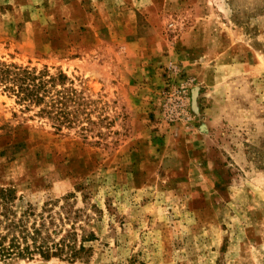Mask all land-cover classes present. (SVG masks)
Listing matches in <instances>:
<instances>
[{
  "label": "rangeland",
  "instance_id": "obj_1",
  "mask_svg": "<svg viewBox=\"0 0 264 264\" xmlns=\"http://www.w3.org/2000/svg\"><path fill=\"white\" fill-rule=\"evenodd\" d=\"M0 59L63 70L98 122L0 90V186L73 195L96 235L0 264H264V0H0Z\"/></svg>",
  "mask_w": 264,
  "mask_h": 264
},
{
  "label": "trees",
  "instance_id": "obj_2",
  "mask_svg": "<svg viewBox=\"0 0 264 264\" xmlns=\"http://www.w3.org/2000/svg\"><path fill=\"white\" fill-rule=\"evenodd\" d=\"M0 90L13 98L23 113L46 120L56 131L77 126L87 138L86 132L98 124L93 119L90 100L61 69L51 71L47 65L0 59ZM259 155L263 160L264 147ZM72 196L48 201L38 208L24 200L14 187L0 186V260L36 255L78 259L89 255L92 247L86 242L96 235L81 225L82 210L74 207ZM112 264L144 262L134 256L125 263Z\"/></svg>",
  "mask_w": 264,
  "mask_h": 264
}]
</instances>
